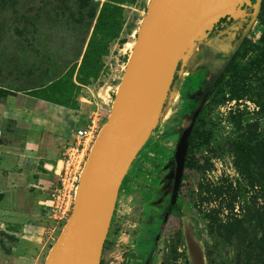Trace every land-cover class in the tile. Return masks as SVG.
I'll list each match as a JSON object with an SVG mask.
<instances>
[{
    "label": "rangeland",
    "instance_id": "rangeland-1",
    "mask_svg": "<svg viewBox=\"0 0 264 264\" xmlns=\"http://www.w3.org/2000/svg\"><path fill=\"white\" fill-rule=\"evenodd\" d=\"M59 1L0 0V264H24L19 256L38 234L36 212L51 224L38 263L44 264L74 205L73 200L59 213L64 218L55 217L53 196L61 187L56 165L77 148L74 159L87 160L107 122L149 3L115 2L121 7L115 36L98 77L82 84L74 74L81 59L75 58L88 33L75 27L78 4L68 11L74 16L65 25L50 18ZM95 1L101 8L108 0ZM35 18L41 25L27 22L36 23ZM263 31L264 9L246 41L247 54L237 60L245 76L243 95L230 96L231 73L209 93L196 124L211 135L193 151L196 166L186 162L177 203L164 222L180 132L221 65L214 53L229 44L217 35L207 43L199 37L189 43L190 57L172 89L179 97L174 102L171 94L162 120L123 180L101 264H191L185 219L204 246L206 264H264V63L251 65L264 55ZM66 97L70 102L63 101ZM89 126L95 139L81 154L84 139L76 134ZM238 140L258 146L252 164L238 155ZM84 163L71 168L69 182L76 187ZM26 223H34L32 232L25 231Z\"/></svg>",
    "mask_w": 264,
    "mask_h": 264
},
{
    "label": "water",
    "instance_id": "water-1",
    "mask_svg": "<svg viewBox=\"0 0 264 264\" xmlns=\"http://www.w3.org/2000/svg\"><path fill=\"white\" fill-rule=\"evenodd\" d=\"M262 1L149 0L107 122L80 173L71 215L44 264H101L121 185L168 108L166 104L180 78L182 65L190 57L186 48L195 37L207 43L212 33L226 23L224 19L244 18L248 8L253 7L252 19L240 37L214 53L221 65L210 75L190 123L180 132L173 156L169 202L172 206L177 203L197 118L257 20ZM169 214L165 213L164 222ZM184 235L190 263L206 264L204 246L186 219Z\"/></svg>",
    "mask_w": 264,
    "mask_h": 264
},
{
    "label": "trees",
    "instance_id": "trees-1",
    "mask_svg": "<svg viewBox=\"0 0 264 264\" xmlns=\"http://www.w3.org/2000/svg\"><path fill=\"white\" fill-rule=\"evenodd\" d=\"M59 1V0H58ZM61 6L52 9V13H50V18H53L54 21L62 26L65 21H68L69 16H74L71 12L70 15L68 11H70L72 5L78 4V14H80L79 19L75 22V27L80 28L81 30L87 31V37L84 39L81 47L79 48V52L76 55V60L81 59V64L78 68L76 74V80L82 84H88L92 80L96 79L99 74V63L102 60L103 56L108 52V46L110 39L114 38V30L118 26L120 21V11L121 7L115 4V2L122 3V1L117 0H108L103 3L102 7H99V4L95 0H60ZM263 9H264V1H263ZM35 21L27 19V22L32 26L41 25L40 20L35 18ZM65 25V24H64ZM92 29L91 34L90 30ZM195 37L193 40H195ZM192 40V41H193ZM260 44L262 47V52L264 53V31L261 33ZM87 42V46L85 44ZM245 45L238 52L237 57L232 61L221 78L218 80L216 86H219L227 74L231 73L232 77L229 81V90L230 96L232 98L241 97L243 95L242 86L245 83L244 72H240L238 69L237 60L247 54L248 49H244ZM260 63H264V55L261 59L257 61H252L251 65H257ZM73 86L76 87V84ZM62 92L63 89H60ZM211 95V94H210ZM60 96L65 97V92H62ZM63 101L70 102V98H65ZM199 120V117L197 121ZM203 123V122H202ZM208 134V135H206ZM209 131H205L203 127L199 124H195V127L190 136L189 150L187 154V166L190 168H194L196 163L193 161V151L200 144V141H207L209 138ZM235 149L238 152V155L243 159L246 164H252L254 161V155L259 151L258 146L252 145L250 143H245L242 140H238L234 143ZM169 210H173L174 206L169 205Z\"/></svg>",
    "mask_w": 264,
    "mask_h": 264
},
{
    "label": "built area",
    "instance_id": "built-area-1",
    "mask_svg": "<svg viewBox=\"0 0 264 264\" xmlns=\"http://www.w3.org/2000/svg\"><path fill=\"white\" fill-rule=\"evenodd\" d=\"M76 136L78 139H84L83 147L81 149V154L83 153L85 149H89V147L92 145L95 139L94 130L90 126L79 129L77 131ZM87 145L89 147H87ZM72 149L75 150L74 148ZM78 151H79V148L73 151L70 157H68L67 159L61 160L62 165H60V162L56 165L57 167H56L55 173L61 177V187L55 191L56 193H54L53 204H52L53 212L57 219L62 218V217L64 218L63 215L59 216V213L64 214L74 200V193H76L77 187L74 183L69 182L70 178L68 177L71 175V168L73 167L75 163H77L79 166L84 163V158L83 160H79V161L74 159L75 152H78Z\"/></svg>",
    "mask_w": 264,
    "mask_h": 264
},
{
    "label": "crops",
    "instance_id": "crops-1",
    "mask_svg": "<svg viewBox=\"0 0 264 264\" xmlns=\"http://www.w3.org/2000/svg\"><path fill=\"white\" fill-rule=\"evenodd\" d=\"M35 211H38V209ZM41 213L42 212H40V213L36 212L33 214L37 218L35 223L38 224V226H36V228L38 227V229H37L38 234L36 236V239L33 240L32 243L30 242V244L28 243L25 246L24 250L26 249L25 250L26 252L24 251L23 254H21L19 256L21 260L18 262H22L24 264H38L39 263L41 253L43 251V248L46 245V240H44L45 230H47V234H49V232H50L49 230H51V227H50L51 224L46 223L47 221L42 222V218L46 219V216H42ZM33 224L34 223H28V224L26 223L25 231H27V233L32 232L31 230L34 227ZM18 264H20V263H18Z\"/></svg>",
    "mask_w": 264,
    "mask_h": 264
},
{
    "label": "flooded vegetation",
    "instance_id": "flooded-vegetation-1",
    "mask_svg": "<svg viewBox=\"0 0 264 264\" xmlns=\"http://www.w3.org/2000/svg\"><path fill=\"white\" fill-rule=\"evenodd\" d=\"M263 1H262L261 10L263 9ZM261 10H260V12H261ZM253 11H254V8L250 7V8H248V14L244 18L232 19L230 21H227L226 19H224V22H226V23L222 24L219 29L214 31L212 33V36L217 35L218 38L220 39V41H224V42H227L229 44L233 43L244 32V29L246 28V26L248 25V23L252 19ZM255 22H254V24H255ZM254 24L251 26L248 33L246 34L238 52L241 51L243 46L246 44V41L249 39V36H250V33L254 27ZM238 52H237V54H238ZM237 54L234 56L232 61H234V59L237 57ZM168 211L171 212L172 210H169V208H168Z\"/></svg>",
    "mask_w": 264,
    "mask_h": 264
},
{
    "label": "bare ground",
    "instance_id": "bare-ground-1",
    "mask_svg": "<svg viewBox=\"0 0 264 264\" xmlns=\"http://www.w3.org/2000/svg\"><path fill=\"white\" fill-rule=\"evenodd\" d=\"M178 97H179V91H178V90H175V91L173 92V94H172V99H173V101L176 102L177 99H178Z\"/></svg>",
    "mask_w": 264,
    "mask_h": 264
}]
</instances>
